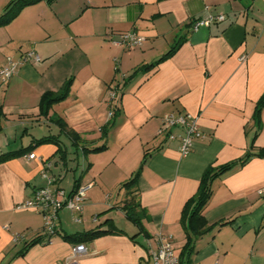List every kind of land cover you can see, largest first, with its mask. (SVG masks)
Here are the masks:
<instances>
[{
  "label": "crops",
  "instance_id": "1",
  "mask_svg": "<svg viewBox=\"0 0 264 264\" xmlns=\"http://www.w3.org/2000/svg\"><path fill=\"white\" fill-rule=\"evenodd\" d=\"M9 1L0 0V15ZM218 14L224 19L193 28ZM129 31L143 37L140 46L112 43ZM27 51L40 60L19 63L0 81V153L49 135L58 144L0 162V264H59L72 245L62 233L105 229L106 219L114 226L82 242L79 264H152L147 254L159 235L171 236L178 257L186 202L206 168L230 162L211 182L202 215L215 225L197 238L191 264H264V106L255 116L264 90V0H39L0 25V67ZM68 79L65 97L41 114L42 93ZM166 113L198 117L204 135L185 155L178 139L157 133ZM55 116L78 135L77 145ZM103 142L100 151L82 149ZM144 153L135 182L139 230L121 209V184ZM47 185L66 194L88 186L80 221L61 208L60 231L20 255L26 242L46 237L41 214L16 206Z\"/></svg>",
  "mask_w": 264,
  "mask_h": 264
},
{
  "label": "trees",
  "instance_id": "2",
  "mask_svg": "<svg viewBox=\"0 0 264 264\" xmlns=\"http://www.w3.org/2000/svg\"><path fill=\"white\" fill-rule=\"evenodd\" d=\"M37 1L39 0H10L5 8V11L0 15V25L6 24L10 20H12L22 7L28 4L35 3ZM46 1L52 2L53 0H46ZM176 45L173 46L169 51H167L162 57H160L158 61L170 55L171 52L174 51ZM153 65L154 63L148 64L145 66V68H149L150 66ZM136 71L137 70H135L134 72ZM69 84H70V79L63 82V84L60 86V88L57 91H46L42 93L39 99V109L41 114L46 116L48 114L50 106L54 102H57L65 97L69 88ZM263 106H264V90L257 101V106L255 109V116L257 118H258V113L260 112ZM52 120L54 123H56L59 126L60 131L62 132L64 131L71 138L73 144L75 145L78 144V140H79L78 135L72 130H67L65 122L60 117L58 116L52 117ZM107 126L108 125H104L100 128L101 131L100 138H102L103 140H105L107 135V129H108ZM43 142H52L58 144L55 136L53 135L41 137L39 139L34 140V145L28 144L27 146L20 147L12 151L0 153V162H3L11 157L23 155L27 153L29 150H31L35 145L41 144ZM104 147H105V142H103L99 146H95L91 148L83 147L82 149L84 152H88V151L97 152L103 149ZM261 154L264 153L263 152L258 153V155ZM147 155H148L147 153H144L138 168L130 175V177L126 181H124L121 184L122 187H126V197H127L123 201L121 209L123 210L126 218L129 219L132 223H134L139 230L143 229L142 224L140 222L141 217L143 216V212L141 209H138L139 204L135 200L136 198L135 182L140 172V169L143 166V163L145 162ZM233 164L234 162H230L218 166L211 165L208 168H206L200 179L197 192L192 197H190L189 200L186 202L182 214V220H183L182 222L184 224L186 238H185V242L181 246L180 251L178 253L179 264H191V257L195 252V242L197 238L209 232L214 227L215 224L207 223V221L202 215V209L210 197L212 180L217 176L221 175L223 172L227 171L229 168H231ZM102 224H107V228L101 229L97 226L89 230L74 232L72 234L62 233L61 235L62 237L70 240L72 244L82 243L91 240L93 237L97 235L110 231L114 226L113 223L110 222L108 219H106ZM59 231L60 230H58V228L56 227L53 235ZM51 236H47L45 234L46 238L43 240L41 235L32 238L31 240H29L24 244L22 249L19 251V254L20 255L24 254L25 251L30 246L38 242L48 243L50 241Z\"/></svg>",
  "mask_w": 264,
  "mask_h": 264
},
{
  "label": "built area",
  "instance_id": "3",
  "mask_svg": "<svg viewBox=\"0 0 264 264\" xmlns=\"http://www.w3.org/2000/svg\"><path fill=\"white\" fill-rule=\"evenodd\" d=\"M224 16L221 14L210 15L198 19L193 23V28L208 24L212 21H221ZM143 37L136 32H124L119 34L112 43L121 45L125 48H134L142 44ZM32 59L39 61L38 55L34 51H27L20 61H14L7 57L6 63L0 67V81L7 80L15 71L19 63ZM116 92L112 89L109 93L110 99H114ZM112 111L109 112V115ZM158 134H165L166 139L179 141V152L181 155L187 154L195 139L203 137V131L200 127L198 117L190 113H166L161 117V125L157 130ZM32 153L26 155L27 158H33ZM51 183V178L48 179ZM88 186H78L71 193L66 194L60 188L43 186L36 188L32 195L21 204L17 209H30L39 212L43 219V231L47 236L54 233L58 223V211L65 207L69 209L74 221H80L83 200L86 196ZM264 195V186L259 190ZM87 248L83 243L71 245L70 253L59 264H79V260L86 254ZM147 257L152 264H179L178 257L174 250V243L171 236L159 235L157 237L155 249H149ZM216 264V263H215Z\"/></svg>",
  "mask_w": 264,
  "mask_h": 264
},
{
  "label": "rangeland",
  "instance_id": "4",
  "mask_svg": "<svg viewBox=\"0 0 264 264\" xmlns=\"http://www.w3.org/2000/svg\"><path fill=\"white\" fill-rule=\"evenodd\" d=\"M2 84H4V83H2ZM19 142H18V140H17V144H18Z\"/></svg>",
  "mask_w": 264,
  "mask_h": 264
}]
</instances>
